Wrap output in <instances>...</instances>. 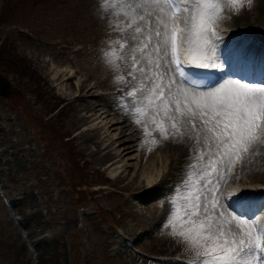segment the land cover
Returning a JSON list of instances; mask_svg holds the SVG:
<instances>
[{
    "label": "rangeland",
    "instance_id": "374dc122",
    "mask_svg": "<svg viewBox=\"0 0 264 264\" xmlns=\"http://www.w3.org/2000/svg\"><path fill=\"white\" fill-rule=\"evenodd\" d=\"M110 10L113 9L107 7L106 0H0V44L7 42L9 57H16L17 62L22 63L21 70L17 72L0 67V74L9 83V94L0 95V136L10 151L15 147L20 150L18 159H22L18 161L17 170L7 176L4 174H8V170L2 171L7 166L0 164V264H19L17 248L11 243L14 238L18 240L20 250L24 251L26 263L36 264L34 245L38 237L27 240L18 214L10 211L26 192L40 209L42 221L50 224L44 235L53 238L56 232H60L61 262L64 264H159L163 256L186 260L190 255L181 243L168 234L170 228L164 225L169 214L157 227L133 240L136 234L130 228L139 223L130 212L139 209L141 222L160 210L169 213L171 202L179 200L186 190V178L196 179L193 174L196 169L192 167L195 163L188 160L184 168L177 172L175 180L166 190L170 191L166 197H162L166 192L162 190L159 194L143 192L146 188L126 190L124 183L117 181L115 175L124 163L129 165L132 173L140 154L143 155L141 169L150 160L157 167L168 166L170 159L167 155L173 153L174 143L188 145L191 142V157L194 158L193 162L197 161L199 153L196 151L195 134L193 139L184 137V140L165 141L153 132V136L161 140V147L152 146L151 138L145 145L141 144L143 137L135 138V150L123 154L122 161L105 169L118 158L113 156L111 161L97 163L91 152L98 144L96 140L83 146L78 138L81 132L93 133V127L99 125L106 115L103 114L102 119L96 118L104 109L96 111L97 114L88 117L81 126L69 127L70 122L74 121V104L58 97V89H53L54 85L48 80H53L52 70L66 66L78 73L72 79V89L64 92H78L76 85L88 76L89 84H94V81L99 83L93 87V94L83 99L100 104L110 100L117 109L132 103L133 97L127 95L131 90L127 83L128 74L108 63L105 56V52L114 46L112 42L121 38L122 33L116 26L127 22L122 17L110 14ZM104 12L108 14L107 19ZM226 14L230 16L236 13ZM240 14L250 18L245 20H250L249 26L233 29L244 31L261 26L264 0H253L252 7L244 8ZM222 25H230L229 19L222 20ZM118 63L120 65V61ZM43 72L50 75L42 79L40 76ZM118 76L124 77V86L117 80ZM100 94L109 96L99 97ZM90 114L86 112V116ZM118 133L114 131L110 137L114 136L115 139ZM142 135L145 137L144 131ZM107 143L99 145L100 148L103 149ZM114 146H117V142ZM150 146L153 147L151 152L148 151ZM8 156L6 154L1 159L5 161ZM236 177L242 185L264 186V170L261 168H242ZM138 193L142 196L136 195ZM118 240L121 244L130 240L133 246L115 251ZM153 247L162 250L151 249ZM134 249L139 250V254Z\"/></svg>",
    "mask_w": 264,
    "mask_h": 264
},
{
    "label": "snow or ice",
    "instance_id": "6c2138e0",
    "mask_svg": "<svg viewBox=\"0 0 264 264\" xmlns=\"http://www.w3.org/2000/svg\"><path fill=\"white\" fill-rule=\"evenodd\" d=\"M106 3L115 9L113 15L127 21L116 26L123 35L105 56L116 67L119 61H131L140 74L128 72L139 86L128 82L133 100L125 111L143 127L145 142H161L153 132L165 141L193 139L190 132H195L196 179L186 178V190L171 202L164 225L190 254L186 264H264V217L233 215L228 211L232 204L222 202L225 192L219 184H227L237 165L264 150V85L197 79L209 77L207 70L217 67L218 22L227 18L225 13L250 9L253 0ZM234 202L240 203V197Z\"/></svg>",
    "mask_w": 264,
    "mask_h": 264
},
{
    "label": "bare ground",
    "instance_id": "6f19581e",
    "mask_svg": "<svg viewBox=\"0 0 264 264\" xmlns=\"http://www.w3.org/2000/svg\"><path fill=\"white\" fill-rule=\"evenodd\" d=\"M262 2V0H259ZM115 9L110 10L109 13H113ZM104 17L107 19L108 14L103 13ZM226 17L229 19L228 26L222 25V21L218 22V31L220 32V29L223 31L220 32V39L215 41L216 47L218 48L217 53L218 56H222L224 60L231 61L233 60V66H238V62L243 54V52L249 50L250 48L245 47L239 50H234V48L237 46V44L241 41V46H244L247 41L249 42H255L259 45H264V19L260 20L261 26H253L249 29H246V31L243 33L240 31H236L233 29L234 27L238 26H249V22L245 21L247 19H250L246 17L245 14H234V16H228L225 13ZM252 30V31H249ZM242 33L241 35L249 32V37L242 38V36L238 35V33ZM123 33L121 34V36ZM127 50V47L125 48V51ZM249 56V55H248ZM131 61H120L119 70L125 74H128V72H133L134 75H136L138 78L140 76L139 73L135 72L134 69L130 66ZM43 66V65H42ZM44 67V66H43ZM46 71H50L48 67L45 66ZM147 70V69H146ZM45 71V70H44ZM53 74L51 75V78L53 80H49L54 87L53 89H58V97H61L62 99H68L69 102L74 105H72L73 108V115H74V121L70 122V125L75 126H81L82 124L87 122L88 117L97 114L96 111H100V109H104L103 112H101L96 118L99 119L103 114H106L103 119L100 121L99 125H96L93 127L92 131L93 133H89L88 131L81 132L80 136L78 137L83 146H88L91 143H95L96 140V147L95 149L92 148L91 152L94 158V161L97 163H104L111 161V158L113 156L117 157L118 159L116 161H113L110 163L105 169L110 168L113 164H115L117 161H122L123 154H127L128 152H131L135 150L136 145H133V142L135 138L143 137L141 144L145 145V137L142 135V132L144 131L143 127L141 125H137L135 123V117L130 114V111H125V105L121 108H116L115 105L110 102V100H106L102 104H100L97 101L93 100H86L84 96L88 94H93V87H97L98 81H94V84H89V77L87 76L85 79L80 80V82L76 85L78 88V92L71 91L70 93L64 92V90H70L73 87L72 79L73 77L78 73H76L75 70H71L67 68L66 66L62 69L58 70H52ZM240 75L239 73H236ZM50 73L43 72L42 73V79H46ZM128 81H132V77L128 75ZM232 81V80H231ZM145 84L148 83V81H144ZM126 84L125 81L122 82V85L124 86ZM132 84L138 85V81H132ZM131 90H132V85ZM130 88V87H129ZM59 91H61L59 93ZM127 91V90H126ZM139 95V94H137ZM105 96L108 97L109 94H100L99 97ZM78 102V103H75ZM138 102V101H137ZM132 104V103H131ZM131 104L127 107H131ZM99 105L100 108L98 107ZM99 108V109H98ZM86 112H90L91 114L89 116H86ZM8 118V117H4ZM12 126V125H11ZM170 129V128H169ZM103 130V131H101ZM114 131H119L118 137L115 139L114 136L112 138L110 137L111 133ZM174 131V130H171ZM195 133L190 132V135L193 136ZM188 137V136H185ZM195 138V136H194ZM184 140V139H183ZM105 142H108L105 147L113 146L111 150H108L106 152H102L103 149L100 148L99 145H104ZM117 142V146H114ZM148 144V143H147ZM193 144L190 142L188 145L186 143L177 145L173 144V153L167 155L170 159V162L168 166L166 164L164 167L162 165H158V167L155 165V163L150 160L149 166L141 169V161H142V154L139 156V160L137 161L136 166L133 169V172L130 173L129 171V165L127 163H124L119 167L118 172L115 175V179L117 181L123 182V188L126 190H134L137 188H146L143 192L151 191L152 193L159 194V192L166 191L169 184H171L177 175L178 171H181L184 168V165L187 163L188 160L191 163H197V161L193 162L194 158L191 157V146ZM7 143L6 141L0 136V164L3 163L7 166V168L2 169V171L8 170V174H4V176L13 174L17 168H18V161L21 162L22 159L19 158L20 150H17L16 147L10 151V147H6ZM159 147L162 146L161 142L158 144ZM9 154L8 159L3 161V156ZM207 159V157H206ZM3 161V162H2ZM242 166V167H241ZM254 166L255 168H261L264 170V150H262L260 153L252 157L251 159H248L244 162L243 165H237L234 171V178L236 177L237 173L241 172V169L243 170L245 168L249 169ZM156 168V169H155ZM125 181V182H124ZM213 182L217 183L215 178H213ZM231 179L229 178L227 180V184H224L223 181H220L219 184L223 187L226 185L227 188H230V193L233 194L234 191L239 190H247L249 192L255 193V191H259L260 189H264V187L260 184H253L248 185L245 187H240L239 185H231ZM225 195L223 197V203L227 206V204H230L231 196H226L227 190L225 189ZM139 196H142L141 194H136ZM145 196V195H144ZM165 196V195H164ZM142 198V197H141ZM134 207V206H132ZM29 208V209H28ZM168 209V207H167ZM10 211H13L15 214H18V219L20 221V224L24 226L26 230V239L31 240L36 237H41L35 245V252H36V264H64V262H61L62 252L60 251V239L61 235L60 232H56L54 234V237L51 238L48 234H45L46 229L50 224H47L46 222L42 221V217L40 215V209L35 204L33 198L28 194L27 192L24 193L23 196H21L13 205V207L10 208ZM229 212H231L228 209ZM139 209L132 210L130 212L131 216L136 218V221L139 223V225L131 226L130 230H135L136 236L133 240H136L138 236L146 232L147 230L154 229L159 225L161 221H163L167 214H169L166 211L160 210L159 212H155L152 217L146 219V221L140 220V213ZM233 214V213H232ZM234 215V214H233ZM53 218V216L51 217ZM145 222V223H144ZM137 227V228H135ZM39 231H38V230ZM43 234V235H42ZM133 234V235H135ZM42 235V236H40ZM9 237H12L10 235ZM113 240V239H112ZM115 240H113L114 242ZM11 243L13 244V247L17 248V261L19 264H27L26 259L24 258V251L20 250V246L18 245V240L13 239L11 240ZM25 243V242H24ZM111 243V242H109ZM121 244V243H120ZM119 243H117L116 248L120 249L122 246ZM151 249H158L162 250V248L153 247ZM16 262V260H15ZM33 264V263H32ZM72 264V262H71Z\"/></svg>",
    "mask_w": 264,
    "mask_h": 264
},
{
    "label": "trees",
    "instance_id": "16d2710c",
    "mask_svg": "<svg viewBox=\"0 0 264 264\" xmlns=\"http://www.w3.org/2000/svg\"><path fill=\"white\" fill-rule=\"evenodd\" d=\"M7 45L8 43H5V41L0 44V67L6 68L9 72H17L18 70H21L22 63H18L16 57H9L8 51L6 50Z\"/></svg>",
    "mask_w": 264,
    "mask_h": 264
},
{
    "label": "water",
    "instance_id": "95a60500",
    "mask_svg": "<svg viewBox=\"0 0 264 264\" xmlns=\"http://www.w3.org/2000/svg\"><path fill=\"white\" fill-rule=\"evenodd\" d=\"M9 93V85L7 84L6 78L0 75V95Z\"/></svg>",
    "mask_w": 264,
    "mask_h": 264
}]
</instances>
